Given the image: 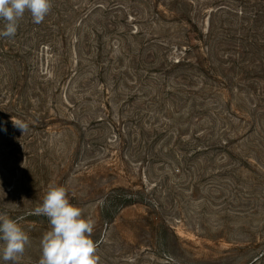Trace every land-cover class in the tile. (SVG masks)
Wrapping results in <instances>:
<instances>
[{
	"label": "rangeland",
	"instance_id": "obj_1",
	"mask_svg": "<svg viewBox=\"0 0 264 264\" xmlns=\"http://www.w3.org/2000/svg\"><path fill=\"white\" fill-rule=\"evenodd\" d=\"M52 5L0 37L18 264L42 254L50 224L32 212L50 183L95 221L99 264H264V0Z\"/></svg>",
	"mask_w": 264,
	"mask_h": 264
},
{
	"label": "clouds",
	"instance_id": "obj_2",
	"mask_svg": "<svg viewBox=\"0 0 264 264\" xmlns=\"http://www.w3.org/2000/svg\"><path fill=\"white\" fill-rule=\"evenodd\" d=\"M52 6V0H0V21L4 22L0 37L14 38L26 12L34 24L42 23ZM13 124L23 133L27 130L22 121L13 120ZM32 215L44 216L50 224L40 241L42 254L38 264H99L97 244L92 239L95 221L70 203L64 186L50 183ZM0 242V258L18 264L30 238L16 219L0 213Z\"/></svg>",
	"mask_w": 264,
	"mask_h": 264
}]
</instances>
